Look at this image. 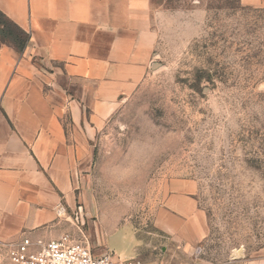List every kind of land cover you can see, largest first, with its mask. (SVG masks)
Listing matches in <instances>:
<instances>
[{
  "label": "rangeland",
  "instance_id": "374dc122",
  "mask_svg": "<svg viewBox=\"0 0 264 264\" xmlns=\"http://www.w3.org/2000/svg\"><path fill=\"white\" fill-rule=\"evenodd\" d=\"M155 7L158 38L143 79L112 112L80 116L92 157L81 201L58 231L79 227L95 254L133 264L264 259V8ZM179 186L191 189L192 217L207 231L192 245L172 243L160 220ZM0 264H13L7 251Z\"/></svg>",
  "mask_w": 264,
  "mask_h": 264
},
{
  "label": "crops",
  "instance_id": "0c3cea01",
  "mask_svg": "<svg viewBox=\"0 0 264 264\" xmlns=\"http://www.w3.org/2000/svg\"><path fill=\"white\" fill-rule=\"evenodd\" d=\"M239 1L264 8V0ZM156 2L0 0V10L30 35L22 52L0 40V256L22 235L63 234L92 157L80 116L112 112L143 79L157 44ZM191 192L177 187L168 200L172 214L161 212L172 243L206 236L199 214L192 217Z\"/></svg>",
  "mask_w": 264,
  "mask_h": 264
},
{
  "label": "built area",
  "instance_id": "2783aa9c",
  "mask_svg": "<svg viewBox=\"0 0 264 264\" xmlns=\"http://www.w3.org/2000/svg\"><path fill=\"white\" fill-rule=\"evenodd\" d=\"M78 233L65 232L53 239L25 234L6 243L7 254L13 264H133L109 251L95 254L79 227Z\"/></svg>",
  "mask_w": 264,
  "mask_h": 264
},
{
  "label": "trees",
  "instance_id": "16d2710c",
  "mask_svg": "<svg viewBox=\"0 0 264 264\" xmlns=\"http://www.w3.org/2000/svg\"><path fill=\"white\" fill-rule=\"evenodd\" d=\"M29 33L0 10V40L22 52L29 40Z\"/></svg>",
  "mask_w": 264,
  "mask_h": 264
}]
</instances>
